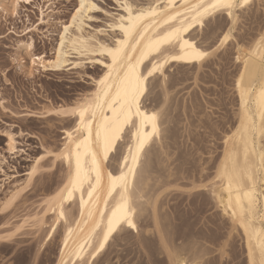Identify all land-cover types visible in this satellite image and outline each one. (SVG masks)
<instances>
[{"label": "rangeland", "instance_id": "obj_1", "mask_svg": "<svg viewBox=\"0 0 264 264\" xmlns=\"http://www.w3.org/2000/svg\"><path fill=\"white\" fill-rule=\"evenodd\" d=\"M90 1L99 9L88 13L94 19H86L79 30L71 26L69 33L76 34L78 30L77 34L80 31L90 40H112L110 13H121L122 0ZM129 1L142 5L151 0ZM0 7V147L5 150L4 133L11 132L20 150L16 155L3 153L7 161L3 169L23 183L34 158L43 155L39 171L23 185L13 202L5 203L13 181H6L0 189V236L15 233L0 240V264H54L62 229L58 228L54 237L42 245L51 220L46 214L47 227L39 228L32 225V218L42 213L45 198L66 176L65 164L55 160L52 152L63 143L64 129L75 121L60 118L55 110L90 93L93 77L101 73V66L74 53L70 59H84L83 66L57 71L30 66L32 55H53L77 7L75 0L20 1L14 14L10 0H0ZM236 9L238 19L233 23L232 41L224 50L218 49L200 67L167 65L164 82L158 75L149 83L144 102L162 110L163 116L161 134L144 153L136 177L137 189L145 193L136 200L139 232L121 230L115 234L93 264H171L158 233L160 228V233L166 235L170 216L175 225V245L184 246L182 255L188 261L245 264L239 234L220 215L208 190L200 196L195 191L196 185L210 183L223 148V135L236 120L234 79L240 65L235 59L237 45L247 47L257 34L264 32V0H252L248 6ZM229 25V17L220 13L208 17L202 28H195L191 34L198 43L212 49ZM30 41L33 47L29 54L26 45ZM14 59L17 63H13ZM127 142L125 135L109 165L116 166ZM203 173H208L207 177ZM23 219L29 225L20 227Z\"/></svg>", "mask_w": 264, "mask_h": 264}, {"label": "bare ground", "instance_id": "obj_2", "mask_svg": "<svg viewBox=\"0 0 264 264\" xmlns=\"http://www.w3.org/2000/svg\"><path fill=\"white\" fill-rule=\"evenodd\" d=\"M20 1L30 3L31 0H10L11 11L13 14L17 8L13 7V5H18ZM75 1L77 7H79L80 0ZM89 2L91 1L89 0ZM231 2L237 6L231 9L217 8L212 10L211 8H208V6L217 3V0H151L142 5H135L129 0H122V4L129 3L132 7L131 15L133 17L139 16L141 18L135 21V26L132 27L131 34L128 37H125V34L119 27L111 28L114 32V38L110 41L100 40L99 38L90 40L89 37H84L80 34V31L79 34H77L78 30L81 28H77L76 26L75 27L78 29L76 30V34L69 33L71 26H74L72 21V16L75 14L74 11L70 18L68 32L65 33L63 30L61 34V37L64 39V44H61L60 37V42L54 49L53 55L49 58L43 54L32 55L30 66H40L43 70L57 71L65 68L73 69L83 66L82 60L84 59L80 57L79 59H77V57V60L70 59L72 53L76 54V56H86V60H93L101 66V73L98 76L93 77L94 88L90 93L80 97L72 105L61 106L55 110V113L58 114L60 118H73L75 121L72 127L64 129L63 143L57 148L54 154V151L52 152L55 160H60L65 164L66 176L63 182H61V184L52 190V192H50L45 198V204L41 211L42 213L39 215L36 214L32 218V225L36 224L39 228H43L44 226L47 227L46 214L51 220L43 238L42 245L49 242L54 237L58 228L62 229L59 239L60 245L58 254L54 264H64V262H66V264H73V262L78 259L77 257H72L70 259L67 255L64 243L65 239H68L69 245L72 248L84 244L85 240L91 241V243L96 244L98 247V241H103V234L107 231L108 217L112 215L113 210L117 208L119 203H123L121 200L122 195L129 202L130 209L133 210V221L136 227L134 229L130 228L123 222L118 225L117 229L111 233L108 241L105 243V247L96 255L93 262L105 251L114 235L121 230L135 233L139 232L137 226L138 221L136 222L137 214L139 212V203L136 202V200H139L137 197L140 196L141 190L136 187V177L144 153L150 147L154 139L159 138L161 134L160 117L163 116H160L162 110L160 111L158 108L150 107V105L148 106L144 102L148 94V85L153 79L158 77V75L161 77V82H164V77H166L165 68L172 63L186 66L196 64L200 67L209 56L195 62L171 60L170 57L172 55L182 54L181 43L183 40L189 41V43L197 46L199 50L211 51V48H208L209 45L205 46L198 43L191 32L195 28H202L208 17H214L220 13H224L227 18L229 17L231 20V26L229 25L227 29L225 28L226 30L221 32L217 40L218 45L220 39H223L224 34L231 30L229 40L219 48L224 50L232 41V29H234L233 23H235V19H238L236 18V8L239 9L246 7L252 2V0H231ZM201 3L205 5V8H208V11L200 17L199 22H193L192 17L197 15L195 10L196 6ZM185 5H187V7H185ZM0 9H2V7H0ZM120 9L121 13L119 14L125 17V27H131L128 21L129 13L121 6ZM199 11L204 13L205 9L201 8ZM170 16L175 17V19H169ZM184 21H188V24H191V27H188V24H185ZM181 24H184L187 31L181 30L179 34L180 39L173 38L168 43L156 45L158 51L160 50V55H158V51L150 50V47L154 45L157 40L167 35L169 32H175L176 28H179ZM153 25H155V27H153ZM169 25H171V27H169ZM161 29H163V31H161ZM157 33H159V36H157ZM261 36H264L263 30L251 40V43H248L249 46L243 47V45H237V55L235 54V59L240 65L234 79V92L236 93L238 101L236 120L234 125L232 123L229 132L227 129L225 135H223V148L218 161L216 160L217 163H214L215 169L214 171L212 169L214 175L212 176L210 183L198 184L196 185L197 189H194L199 196L202 195L203 191L208 190L207 194H210L209 196H211L215 207L221 212L220 215L224 218L226 217L231 225V230L239 234L243 241L242 254L245 264H250V248L253 251L256 264H261L260 249L261 247H264V194H261L264 193V169L261 168L262 162L260 157V153L264 152V138H262L259 131H251V124L253 122L256 124L257 128H259L261 124L260 96L261 93L264 92V46L260 44ZM133 37H135V39H133ZM118 40L127 41L124 48L128 53V56L124 57L125 65L129 56L134 57L133 63H135L136 59L140 57L141 51H148L149 53L141 62L138 69V74L141 72L142 78L145 81L144 91L138 97V104L133 107L131 116H129L126 121V107L124 114H120L119 110L121 106L126 103L124 84L122 82L125 79L127 69L119 63L114 65L112 57L107 55L106 52L103 56L100 55L102 46L114 49L116 47V41ZM138 40H142L143 43L136 44V41ZM29 43L32 44V41ZM132 45H135V50ZM93 49H95V51H93ZM28 52L30 54L31 49H29ZM165 57L169 58V62L164 67V76L162 77L159 73H154L152 76H148L147 73L152 68L153 63L156 62V59H162ZM101 80H104L105 82L103 86L100 84ZM97 93H99V99H97ZM85 101L89 102L92 109L95 111L94 117L92 111L86 113L88 122L91 125L90 136L87 130H84L82 133L75 131L80 125L78 112L76 115L61 114V109L66 110L75 108L77 104H85ZM117 101H119V103H117ZM97 105L100 106L97 107ZM110 105L115 106L117 115H119V121L117 123L120 131L118 133L114 132L116 125L110 123L115 119ZM137 107L139 108V113L141 115H137ZM147 116H155V120L152 122L156 126L155 132H153L152 123H149L146 120L144 123H141V121ZM69 132L73 133V150H75L76 144L81 143L85 139L88 140L87 145L82 146L79 150L81 153L82 167L80 183L78 189L73 191L70 198L68 197L67 190H65L61 193L60 197L53 200L52 198L56 197L57 193L61 192V189H65L66 185L70 186V179L75 178V156L72 158L71 169L69 168L68 160L64 156H61L59 159L57 158V154H59L61 150L64 149L65 144L68 143ZM5 133V150H2L0 147V176H2L0 178V189L6 181H13V187L11 186L12 188L8 190V193L5 196V203H11L19 196L24 188L23 185H27L39 171L38 169L40 168V165L37 164V161L39 160L40 163V158L43 157V155L34 158L33 164L25 174V182L19 183L15 181L14 179L16 176L9 175L7 171L3 169L4 165L7 163L6 157L3 153L16 155L20 150L17 147L15 134L7 132L14 137L13 142L16 148L15 152H10L8 150L9 139L8 135ZM149 133H151V135H148ZM125 135L128 137V142L124 147L122 154L118 157L116 166H111L109 165V161L114 154H116V150L120 142L124 140ZM145 136L147 137L146 139H144ZM141 139H144L142 146L140 144ZM94 160L95 162H93ZM34 167L36 171H33ZM203 174H205L206 177L208 175V173ZM228 174H232L235 177L231 184L229 183ZM250 176L255 177L256 179L253 181L249 178ZM119 177H124L126 179L127 190H125L123 186V181L117 179ZM196 182L198 183L197 180ZM253 183L256 185L255 192L257 193L256 208L258 209V213L256 215L249 213L248 200L244 195L245 192L252 190ZM89 192H92V196L88 195ZM147 202H145V205ZM105 212L107 213V216L103 215ZM26 224L29 225L28 220L23 219L20 227L26 226ZM159 229L158 233L161 245L162 248L167 251L169 262L171 264H175L176 260H180L181 264H185L186 261L190 262L186 259L187 257L185 258L182 255V250H185L183 249L184 246L175 245V225L171 216L168 218L166 235H164L165 233L162 235ZM48 233H51V235H48ZM185 248L187 249V247ZM89 259H93V257H89Z\"/></svg>", "mask_w": 264, "mask_h": 264}, {"label": "snow or ice", "instance_id": "obj_3", "mask_svg": "<svg viewBox=\"0 0 264 264\" xmlns=\"http://www.w3.org/2000/svg\"><path fill=\"white\" fill-rule=\"evenodd\" d=\"M237 5L232 3L231 0H217V3H213L208 6V8H211L212 10H215L217 8H224V9H231L233 7H236ZM13 7H18V5H13ZM121 7L129 13L128 15V21L131 27H125L124 21L125 17L123 15H120L119 13H110L112 24L109 25L110 28L119 27L120 30L125 34V37H128L131 34L132 27L135 26V21L139 20L141 17H133L131 15L132 7L129 3H123L121 4ZM187 7V5H185ZM201 8L205 9L204 13H201L199 10ZM208 8H205V5L203 3L196 6V12L197 15L192 17L193 22H199V19L201 16L207 13ZM92 10H99L97 9V5L95 3L89 2V0H80L79 7L76 8L75 14L72 16L73 25L77 28H82L84 21L94 19L91 15L88 13ZM43 13H44V6L41 5V22L43 23ZM169 19H175V17H169ZM185 24H188V21H184ZM27 27V26H26ZM155 27V25H153ZM171 27V25H169ZM188 27H191V24H188ZM69 26L64 27V32H68ZM181 30L187 31V28L184 27V24H181L179 28H176L175 32H169L167 35L161 37L159 40L155 42L154 45L150 47L151 51H158L156 48V45L164 44L170 42L173 38L180 39V32ZM29 31H32V29H29ZM103 31V30H101ZM163 31V29H161ZM231 30H229L228 33H225L223 36V39H220V43L216 45L215 48H212L211 51H203L199 50L197 46L189 43L187 40H183L181 43V55H172L170 57L171 60H186V61H200L203 58H206L212 54H214L220 47H222L230 38ZM157 36H159V33H157ZM135 39V37H133ZM150 39V38H149ZM127 43L126 40H118L116 41V47L108 48L106 46H102V50L100 52V55L103 56L105 52L107 55L112 57L113 64H122L124 68L127 69L125 73V79L122 82L124 84V95H125V105H122L119 112L120 114H124L125 107L127 109V115L125 116V121L129 116H131L132 109L134 106L138 104V97L141 95V93L144 91V79L142 78L141 72L138 74V69L140 67L141 62L148 56V51H141L140 57L136 59L135 63H133L134 57L129 56L126 65L124 64V57L128 56V53L124 50L125 44ZM143 43L142 40L136 41V44ZM61 44H64V39L61 37ZM260 44L264 46V36H261L260 38ZM26 47L28 49H32L33 45L31 43L27 44ZM132 47L135 50V45H132ZM174 47V46H173ZM95 51V49H93ZM158 55H160V50L158 51ZM239 58V57H238ZM42 59V58H41ZM169 58H157L156 62L153 63L152 68L148 71L147 75L152 76L154 73H159L162 77L164 76V67L166 64H168ZM13 63H17V61L14 59ZM43 66V65H41ZM166 79V77H164ZM104 80L100 81L101 86L104 85ZM102 90V89H101ZM97 99H99V93H97ZM119 103V101H117ZM260 104H261V124L259 128H257L256 124L253 122L251 124V131L256 132L259 131L262 135V138H264V92L261 93L260 96ZM87 105V106H85ZM100 105H97L99 107ZM113 110V114L115 119L112 120L110 123L113 125H116L114 132L118 133L120 131L118 121H119V115H117V110L114 105H110ZM92 111L93 117L95 116V111L92 109V106L89 102L85 101V104H77L75 108L70 109H61V114L64 115H76L77 112L80 117V125L79 128L76 129V132H83L84 130H87L89 133V136L91 134V125L88 122L86 113ZM137 115H141L139 113V108L137 107ZM147 121L149 123H152L155 120V116H147L144 118V120L141 121V123H144V121ZM153 132L156 131V126L154 123H152ZM247 130V128H246ZM8 135L9 144H8V150L10 152H15L16 148L14 146V137L7 132L5 133ZM148 135H151L149 133ZM147 137L145 136L144 139ZM144 139L140 140L141 146L144 143ZM74 143L73 139V133H68V143L65 144L64 149L61 150L59 154H57V158L59 159L61 156H64L69 163V168L72 167V158L75 156L76 160V172H75V178L70 179V186L66 185L65 189H61L60 193H57L56 197H53L52 199L55 200L58 197L61 196V193H63L65 190L68 192V197L70 198L73 194L74 190H77L80 183V177L82 174V167H81V153L80 148L82 146L87 145L88 140L85 139L79 144H76L75 150L72 148V144ZM261 157V168L264 169V152L260 153ZM41 160L43 157L40 158ZM95 162V160L93 161ZM37 164H39V160L37 161ZM33 171H36L35 167ZM251 180H255V177H249ZM118 180L123 181V186L125 190H127V181L124 177L117 178ZM229 183L231 184L235 177L232 174H228ZM256 185L253 183V187L251 191L245 192L244 195L248 200V211L252 215H256L258 213V209L256 208L257 200L256 196L257 193L255 192ZM264 194V193H261ZM89 196H92V192L88 193ZM142 198V191L139 197L137 199ZM121 200L123 203H119L117 205V208L113 210L112 215L108 217V224H107V231L103 234V241H98V247L96 244L91 243L89 240H85L84 244H80L78 247L72 248L69 245L68 239H65V248L67 250V255L71 259L72 257H77L78 259L73 262V264H92L93 260L95 259L96 255L105 247V243L108 241L111 233L117 229V226L120 225L122 222L127 224L130 228H135L136 225L133 221V210L129 207V202L125 197L122 195ZM103 215L107 216V213L105 212ZM247 228V226H246ZM19 231V229H17ZM15 235V233H9L8 236H0V240L11 238V236ZM48 235H51V233H48ZM86 253V254H85ZM260 255H261V261H264V247H261L260 249ZM89 257H93V259H89ZM249 258H250V264H256V260L254 259V254L252 249L249 250ZM66 264V262H64ZM175 264H181L180 260H176ZM185 264H201V261L196 260L192 262H185Z\"/></svg>", "mask_w": 264, "mask_h": 264}, {"label": "clouds", "instance_id": "obj_4", "mask_svg": "<svg viewBox=\"0 0 264 264\" xmlns=\"http://www.w3.org/2000/svg\"><path fill=\"white\" fill-rule=\"evenodd\" d=\"M261 264H264V261H261Z\"/></svg>", "mask_w": 264, "mask_h": 264}]
</instances>
